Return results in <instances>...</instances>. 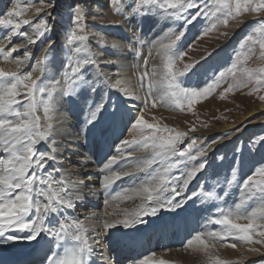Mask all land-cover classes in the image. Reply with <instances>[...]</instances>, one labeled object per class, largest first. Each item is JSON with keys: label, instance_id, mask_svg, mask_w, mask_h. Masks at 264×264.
Here are the masks:
<instances>
[{"label": "snow or ice", "instance_id": "snow-or-ice-1", "mask_svg": "<svg viewBox=\"0 0 264 264\" xmlns=\"http://www.w3.org/2000/svg\"><path fill=\"white\" fill-rule=\"evenodd\" d=\"M39 2L41 7L36 8L37 13L45 8L55 7L51 0ZM109 6L121 15L127 9L133 16H163L166 20L183 21L184 24H192L204 15L211 21L205 34L221 26L228 27L231 21L244 23L240 17L245 14H253L258 19L257 26L240 42L230 66L201 88L185 87L178 81V77L184 76L192 65H185L183 71L175 70L177 62L185 55L174 50L184 32L172 33L167 43L161 42L158 46L157 55L161 62L153 65L151 73L147 71L148 60L143 61L145 71L138 77L140 88H144L145 77L150 78L146 94L139 97L135 89L129 86L130 81L123 78L121 73H116L119 78L114 80L112 76L102 72L96 78H89L87 68L92 66L99 69V64L88 43L90 34L86 31V3H76L70 9L71 27L66 39L68 56L64 65L66 88L60 86V80L53 82L46 76V65L50 63L49 57L53 54L52 42L47 39V34L52 31L49 14L45 13L35 23L27 19L15 20V17L23 16L27 10L20 8L17 3L4 18H0V26L10 29L0 39L10 42L14 35H18L29 45L41 41V52L45 53L34 61L33 68L27 72L20 71L32 59V53L27 48L23 58L15 60L16 71L0 69V241L9 243L21 239L37 241L42 237L49 238L55 250L46 256L44 264H95L96 248L99 246V241L91 235L97 232L95 228H89L79 218L65 215L68 210H76L77 202L83 198L81 189L87 185L83 181L73 180L72 177L79 173H69L65 166L66 162L72 161L66 155L69 149L64 145L75 146L78 141L67 140L61 127L53 122L55 105L59 100L79 98L85 91L95 93V80L100 77H103L101 83H106L124 96L141 99L145 108L149 104L155 108L159 103L160 106H174L181 111L185 107L192 111L199 100L210 96L224 83L228 84L224 95L249 85H254L253 92L264 90V65L256 68L248 66L257 52L258 59L264 61V0H203V3L200 0H109ZM193 9L196 11L190 12ZM95 11L97 15L93 19L102 18L100 9ZM22 24L30 25L32 33L21 31ZM97 43L104 47L108 41L99 37ZM122 47L118 42L111 43L112 49L119 50ZM17 51V45L6 51L0 44V56L5 60H9ZM133 54L139 57L143 53L135 50ZM151 55L149 52V56ZM106 63L119 67V57L107 60ZM259 99L264 101V95H260ZM86 104L85 123L94 125L101 116L105 103L101 101L93 104L86 100ZM41 109L43 120L38 115ZM114 114H117V119L124 117L123 112L115 111ZM129 126L130 139L122 140L120 147L116 149L118 155L110 156L103 165L101 187L108 191L116 181L128 178L135 187L124 189V198L139 197L141 204L131 212L123 210L124 219H117L115 222L102 220L105 229L114 228L116 224L129 228L144 223L142 217L156 216L161 210L174 211L193 197L215 201L223 200L229 195L225 191L223 196H218L215 191H205L201 187L199 192L177 200L208 166L205 157L216 140L198 144L197 138H190L185 144L189 133L158 122H149L142 112L129 119ZM189 131H196V128L193 126ZM57 137L65 138L58 140ZM260 139L264 141V137ZM41 144L46 146V150H40L38 146ZM121 161L123 163L120 164V170H115L113 166ZM88 162L89 158L85 155L80 166L87 167ZM235 179L233 175L227 184H233ZM238 187L239 202L227 209L218 207L215 218L209 220V223H214L219 228L196 234L186 245L205 253L208 264H235L234 261L222 260L212 255L210 250L215 249L217 243L233 249L239 243L254 253L259 251L254 245H264V165L256 166ZM121 195L122 193H117L113 199ZM253 201L256 202L255 206L249 210L248 204ZM104 215L109 213L106 211ZM52 220H56V223L53 224ZM100 255L103 256V253ZM103 259L106 264H113L108 257L104 256ZM136 264L155 262L145 257ZM158 264L170 262L160 259Z\"/></svg>", "mask_w": 264, "mask_h": 264}, {"label": "bare ground", "instance_id": "bare-ground-1", "mask_svg": "<svg viewBox=\"0 0 264 264\" xmlns=\"http://www.w3.org/2000/svg\"><path fill=\"white\" fill-rule=\"evenodd\" d=\"M8 1L9 0H0V11H4ZM89 2H91L90 6L92 7V10L88 8L90 12H94L95 14V10L99 8L102 13V18H96L95 20H99L101 23H104L102 24L103 26H106L105 40L108 41V43L104 47H101L95 40L97 46L94 44L91 48V50L97 56L99 73L102 72L108 76H112L113 80L119 78L115 75L116 73H121L123 78L130 81L129 86L135 89L137 95L139 97H143L144 91L138 85V76L140 74H138L137 71L139 69L134 67V63L130 61L126 51L127 37H125L124 34L129 35L131 33L128 31L130 30L129 27H125L126 25L122 27H112V25L108 24L111 21L113 22L115 20H121V17L117 16L110 8L109 0H88V4ZM51 3L55 4V7L51 9L46 8V13L49 14V20L51 21L52 27H54L55 31H58L56 37L60 40L62 31L59 29L60 23L58 24L56 22L58 18L54 16L57 5L59 4V0H51ZM93 16L94 15H91L92 18ZM87 21L88 19L86 22ZM238 25H242V23L238 24L234 21L224 32L227 33L226 36L222 35L214 39L209 45L206 43L207 45H202L200 48L198 47V51L194 53V57L196 58L198 55H205L215 46L230 38L237 30L236 26ZM135 27L137 32H139L140 29L146 32L145 36L150 40L156 41L157 37V42H155L154 47V51L156 53L159 51L158 46L161 42H168V27H170L169 23L163 22L162 20L157 21L156 24L154 23V27H152L154 29H152L147 25H142L141 22H136ZM162 29L163 32H161ZM123 30H126V33L123 32ZM28 32L31 34L32 30L30 29ZM2 37H4V29L3 27H0V38ZM112 42H118L123 45L122 49H112ZM15 43H18V45H25V47L18 51L11 67L13 71L17 70V64L15 63L16 58L22 59L25 49H28L29 47L27 41L19 36L15 38ZM6 44L9 46L11 42L6 41ZM197 46H199V44ZM31 53L33 52L31 51ZM43 55H45V53L41 52L38 57H35L38 59ZM118 57L119 67L106 63L107 60H116ZM59 58L61 60V57L58 53L55 56V60L46 65V76L53 82L55 80H60L59 69L61 65L58 61ZM29 62L30 60L20 68V71L26 72V70H28L30 67ZM160 62V56L156 54L153 59L152 66L154 64L158 65ZM102 78L103 77H100L96 81L101 82ZM42 79H44V77H42ZM95 83L96 87L98 88V83ZM60 85H62V83H60ZM96 92L90 94L89 101L90 99H93L91 102L95 103V96H97L98 100L104 97V103L106 107L107 104L109 107V101L111 97L113 95H117L119 106L114 109V112H123V119H117V114H114L113 112L112 116L108 117L106 121L99 117L97 122L92 125L91 128L86 129L85 114L87 111V104L85 100L88 98V91H85L79 98H67L66 100H59L56 103V111L53 114V122L61 127V131L65 134L66 139L78 141L75 146L67 144L64 145L65 148L69 149L66 152V155L72 161L71 163L66 162L65 166L69 173H79V175L72 177L73 180L83 181V183L87 185V187L81 189L83 198L81 201L77 202L76 210H68L65 215L70 218H79L89 228H95L97 230V232L91 233V235L99 241V246L96 248L97 260L104 261L103 257L106 256L113 262V264H136V262L148 257L154 261L155 264H158L160 259L167 260L170 262V264H208L205 253L202 251H196L193 249V247L184 246L183 244L192 240L198 233H206L219 228V226L215 225L214 223H209V220L214 219L217 213V210L213 207V205L200 203V205L195 209V214L197 215L201 225L200 230L198 227L191 224V219L189 217V210L194 209L193 206L196 205L195 201H200V198L196 197L187 200L183 203L181 208H178L174 211L161 210L156 216L142 217L144 223H138L129 228H125L121 224H116L114 228L105 229L102 225V220L106 219L110 222H115L117 219H124L125 217L123 210L127 209L129 212H131L132 210L136 209L141 204V199L139 197H135L133 199L124 198L123 190L126 188L135 187V185L130 183L128 178H123L122 180L116 181L112 184L108 191L102 189L101 180L104 174L102 172L103 165L110 156L118 155L116 149L120 147L122 140L130 139L129 132L131 129L129 126V119L141 112L144 114V118L149 122H158L160 125H167L176 130L189 133L188 137L185 138L186 144L190 138H196L197 136H207V138H209L215 135L216 132L225 130L227 126H235V122L237 121L236 117L241 114L246 115L251 113V115H253L254 113L261 112L264 110V101L259 99H249V103H245L246 105L244 109H240V111H238L239 113L233 115L234 119L227 118L221 122H215L216 124L208 129L201 128L198 131L190 132L189 121L191 120L184 112H179L174 106L165 107L160 106L158 103L157 107L155 108H153L151 104L145 108L141 99H132L126 97L116 89H113L106 94H104L102 91L99 93ZM38 115H40L41 119L43 120L44 117L42 109L40 112H38ZM258 116L259 117L256 116L258 119H252L249 121L245 120L243 123L246 125L241 131L243 132L247 129L249 130L253 127V125L255 126L264 121V113ZM242 117L243 116H240L239 118L241 119ZM105 126L106 132L104 131L105 133L103 134L102 131L103 127ZM67 133H71L72 135H67ZM65 137H57V139L61 140ZM229 139L231 138H227V140ZM220 143L221 142L218 141L212 144L207 158H209V155L218 148ZM38 147L40 150H46V146L44 144H41ZM255 147L256 149L253 159L256 161H263L264 141ZM71 150H74L76 153H78L80 158L76 157ZM85 155L89 158V162L87 167H81L80 162L82 157ZM137 155H141V153H137ZM121 163L123 162L121 161L120 163L114 165L113 168L115 170H120ZM53 175L55 176L56 174L54 173ZM200 176L202 175H197V177L189 184L187 190L182 194L183 199L184 197L188 196L189 191L194 187V185L200 181ZM138 183L139 181L137 184ZM90 189L92 191H90ZM117 193H122V195L116 199H113ZM128 195H130V193H128ZM177 200H179L178 197ZM255 203L256 202L253 201L248 204L249 210L255 206ZM106 211L109 213L107 216L104 215ZM86 216L89 218L85 219ZM244 222L246 223V221ZM52 223L55 224L56 220H52ZM139 232H143L146 234L147 238L155 240L157 249L155 252L146 254L140 260H135L132 257L136 253V244L138 241L135 240ZM127 237L130 239L128 242H126ZM186 245H188V243ZM131 247L132 249L129 250ZM254 247L258 248L259 251L255 253L251 252L246 246L239 243H237V247L235 249L228 246H221L220 243H217L216 248L211 249L210 251L212 255L218 256L222 260H231L234 261L235 264H246L252 258L254 259L255 257L257 258L264 256V245L256 244ZM147 248L148 246H145L143 250L144 253L147 251ZM0 249L8 253V256L6 255L4 257L5 262H9L11 264H23L25 261H31L36 257V264H44L43 258L47 252L54 249V245L49 238L42 237L37 241H29L27 239H21L19 241L9 243L0 241ZM100 253H103V256H101ZM124 258H126L127 263L123 262ZM45 259L46 258H44V260Z\"/></svg>", "mask_w": 264, "mask_h": 264}, {"label": "rangeland", "instance_id": "rangeland-1", "mask_svg": "<svg viewBox=\"0 0 264 264\" xmlns=\"http://www.w3.org/2000/svg\"><path fill=\"white\" fill-rule=\"evenodd\" d=\"M45 2H47V0H45ZM200 2L203 3V0H200ZM17 3H19L20 8H26L27 10L24 12L23 16L15 17V20L27 19L35 23L45 15L47 10L45 8L44 11H41L39 13L36 12V8L41 7L39 0H31V3H29V0H9L4 11H0V18H4L7 15L8 11H11L14 7L17 6ZM76 3H86L88 8L92 10V7L90 6L91 2H89L88 4V0H59V4L57 5V9L54 13V16L58 18L56 22L58 24L60 23L59 29L60 31H62V34L60 35V40L56 37L58 31H55L54 27H52V31L47 34V39L52 42L51 51L53 53L52 56L49 57V62H53L55 60V56L58 53L61 57V60L59 58L58 61L61 65L59 69V76L62 85L60 86L63 88L67 87V80L64 76V65L68 56V49L66 48V39L67 32L70 30L71 27L70 9ZM195 11V9L190 10V12L192 13H194ZM114 13L117 16L121 17V20H115L113 22L111 21L108 24L112 25V27H122L124 25H126L125 27H129L130 30L128 31H130L131 33L129 35L124 34V36L128 38H126V51L130 61L134 63V67L139 69L137 71L138 74H141L145 71V68L143 66L144 60H148L147 71L149 73L152 72V62L157 54L154 51L155 42H157V37L154 35L156 37V41H153L146 37V32L142 31L141 29L139 30V32H137L135 27L136 22H141L142 25H147L152 28L154 27V23L156 24L157 21L162 20L163 22L169 23L170 25V27H168L169 36H171L172 33H178L180 31H183L184 35L181 37L180 40L176 42L174 50L177 53H185V55L182 60L177 62L175 70L183 71L185 65H192V67L185 73L184 76L178 77V81L181 82L182 86L196 88H201L211 83L213 78L217 76L220 71L230 66L234 58V54L239 48L240 42L250 31H252L254 27L257 26L256 21L258 19V17L253 14H245L244 16L240 17V19L243 20L244 23H242V25L236 26L237 30L234 34H232L230 38L215 46L210 52L206 53L205 55H198L195 58L194 53L198 51V47L200 48V46L202 45H209L214 39L222 36V33H224L234 21H231L228 27L221 26L217 30L209 31L207 32V34H205V30L209 27L211 21L207 19L204 15L198 17L192 24H184L183 21L166 20L163 16H146L143 18L133 16L127 9L125 10L124 15L118 14L116 12ZM88 15L87 16L89 18L87 17L86 20L88 19L87 22L89 23L86 22V31L90 34L88 43L92 48V46L96 44V41L99 37H103L105 39L106 26H103L102 24L104 23H101L99 20H95L91 17V15H97L96 12L94 14V12H90V10H88ZM48 18L50 19V17ZM3 29L5 36L10 31V29H5L4 27ZM28 29H31L30 25H21V31L28 32ZM123 32L126 33V30H123ZM161 32H163V29L161 30ZM17 36L18 35H14L12 37L10 41L11 44L9 46L6 44V41H3L2 39L0 40V44L3 45L6 51L10 50L13 45H17L18 51H20L22 48L25 47V45H18V43H15V38ZM198 44L199 46H197ZM42 46L43 45L41 41H37V43L34 45H29L28 49L33 53L32 59L29 62L30 67L28 68V70H26V72L33 68L34 61L41 53ZM135 50L142 51V56H135L133 54ZM18 51L13 53L12 57L9 60H5L2 56H0V69H3L4 71H13L11 67L14 63V59ZM149 52L152 53L151 56H149ZM258 55L259 53L257 52V56L253 57V59L249 61V67L256 68L258 66L264 65V61H260L258 59ZM87 73L89 78H96L98 77L99 70L96 67L89 66L87 68ZM149 78L150 77H145L144 88H141L144 91V95L147 92V84ZM96 80L95 82H97L99 85L96 93L102 91L104 92V94H106L107 92L114 89L109 87L106 83H101ZM139 83L140 82H138V85ZM227 87L228 84L224 83L220 87L216 88L210 96L199 100L193 106L192 111H188L187 107H185L183 111L177 109L181 113L184 112L191 120L189 121L190 128L194 126L196 128V131L201 128L208 129L214 126V124H216L215 122H221L222 120H225L227 118L234 119L233 115L239 113L238 111H240V109H244L246 105L245 103L248 104L249 99H259L260 95H264V90H261L259 93L253 92L252 90L254 88V85H249V87L247 88H241L237 91L229 92L224 95V89ZM91 93L92 92L88 91V99L90 98ZM155 95L156 93H154V96ZM115 96L117 97L118 104V96L113 95L109 101V105L111 104L112 99ZM94 100H98L97 96L94 97ZM103 100L104 97L96 103H100ZM115 105V102L111 104V106ZM262 113H264V110L258 113H254L253 115H251V113L246 115L241 114L236 117L237 121L235 122V126H227L225 130H221L220 132L218 131L215 133V135L209 138H207V136H197L198 144H207L212 140H216V142L220 141L221 143L218 145V148L215 149V151L209 155V158H207L208 156L205 157L207 158L208 166L201 173H199L200 175H202L200 176V181H198L194 185V187L189 191L188 195L193 192H199L201 190V187H203L205 191H215L218 196H223V193L225 191H228L229 195L224 198V200L226 199L224 201V204L223 200L219 199L215 200L218 201L219 205H217V203H213V201H207L202 199L201 203L213 205L216 210L218 207L227 209L229 207H232L235 203L239 202V183L245 177L250 175L256 166L264 165V160L256 161L255 159H253L256 149L255 146L263 142L260 138L264 137V121L255 126L253 125L254 128L252 127L251 129H247L242 132L241 130L246 125L243 122L245 120L249 121L252 119H258V115ZM240 116L243 117L240 119ZM220 137L224 138L219 139ZM227 138L231 139L227 140ZM233 175L236 178L235 182L231 185H228L227 181L232 179ZM178 199L183 200V196L178 197ZM241 223L245 222L241 221ZM255 258L250 259L246 264H264V256L257 257L256 259Z\"/></svg>", "mask_w": 264, "mask_h": 264}]
</instances>
